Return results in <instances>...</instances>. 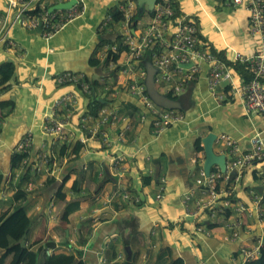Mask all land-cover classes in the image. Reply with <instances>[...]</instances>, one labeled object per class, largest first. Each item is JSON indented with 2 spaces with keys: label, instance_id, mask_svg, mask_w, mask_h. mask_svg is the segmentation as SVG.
<instances>
[{
  "label": "crops",
  "instance_id": "0c3cea01",
  "mask_svg": "<svg viewBox=\"0 0 264 264\" xmlns=\"http://www.w3.org/2000/svg\"><path fill=\"white\" fill-rule=\"evenodd\" d=\"M66 1L41 3L49 11ZM78 1L81 16L46 40L39 28L14 24L7 0H0V65H14L13 78L0 87V218L19 203L27 216L36 215L23 244L25 251L39 249L37 264L68 255L84 264H155L164 251L166 264L175 260L243 264L244 253L264 243V218L254 200L264 193V184L255 170L246 169L240 178L229 172L227 181L221 182L224 194L219 202L229 209L225 214L223 210L213 217L201 215L194 197L189 205L183 199L198 193L196 180L203 171L204 153L196 151L197 139L202 147L201 139L209 133L217 138L226 135L244 153L250 149L253 133L264 128L261 116L245 113L238 92L242 80L227 66L242 64L235 60L236 54L249 57L261 47L250 34L246 4L175 0L177 18L194 21L200 45L223 58L233 82L210 91L209 66L200 63L199 71L175 94L156 75V90L176 96L182 115L180 122L160 130L152 110L133 94L134 88L145 90L147 68L155 67V57L145 53L136 61L127 48L111 51L126 41L125 30L137 42L152 16L144 12L135 25L124 19L103 26L107 16L117 13L134 17L137 0L133 7L126 0ZM173 34L172 28L160 51H167ZM190 67L182 66V76L191 74ZM64 73L95 83L94 92L83 94L75 87L59 86L55 78ZM66 94L77 99L69 113L53 108L54 101ZM94 99L102 105L96 117L88 114ZM156 108V113L163 110ZM45 115L56 121L68 119L65 142L44 134ZM27 133L32 134L28 160L35 147L36 162L13 169L17 146ZM62 146L66 147L63 157ZM213 151L221 154L224 149L215 141ZM41 153L49 156L48 172L33 170ZM115 159L121 160L118 168ZM144 179L149 180L147 185ZM76 181L77 190L72 191ZM18 188L26 193L23 202L13 201ZM59 191L64 199H58ZM72 201H78L79 209L63 223L64 208ZM47 250L51 260L46 259Z\"/></svg>",
  "mask_w": 264,
  "mask_h": 264
},
{
  "label": "built area",
  "instance_id": "2783aa9c",
  "mask_svg": "<svg viewBox=\"0 0 264 264\" xmlns=\"http://www.w3.org/2000/svg\"><path fill=\"white\" fill-rule=\"evenodd\" d=\"M41 2L42 0H7V10L11 13L14 24H18L25 29L39 28L42 37L46 40L62 31L69 23L82 14L79 1L70 9L56 10L51 13ZM232 2L235 5L246 4L245 7L249 14L250 34L261 44L260 49L256 53L249 57L236 54L235 60L246 65L251 75L247 83L242 82L240 84L238 91L242 98L244 111L246 114L261 116L264 123V0H232ZM126 4L128 7L134 6L133 0H126ZM175 8V0H157L153 9L154 15L151 17L150 23L144 28L138 41L130 40V35L125 30L126 41L122 42V46L129 50L131 57L136 61L150 47L157 46L156 51L150 53V57H155L154 66L158 70L157 75L161 85H166L175 94L180 92V86L186 80L191 79L199 71L200 63H206L209 66L207 83L210 91H214L221 85H231L233 78L230 69L215 54L200 45L197 37V26L192 19L182 17L173 19ZM124 18L128 21L133 17L127 15ZM112 22V17L107 16L103 26H108ZM172 28L174 29V34L171 43L167 45V51L164 53L160 51V48L166 42V35ZM111 51L118 53L116 46L111 47ZM186 64H192V67L188 70L191 74L182 76V66ZM55 81L59 86L75 87L83 94L90 95L89 85L80 76L64 73L58 75ZM133 94L139 96L143 104L152 110L156 117L154 125L158 129H165L167 126L181 121L182 115L177 110H158L160 112L156 113L155 109L157 108L145 94L144 88H134ZM76 100L74 95H63L54 101L53 108H63L69 113L76 107ZM67 120L66 118L56 121L51 116L45 115L42 125L44 134L65 142L68 135V130L66 129ZM216 142L224 149L221 154L228 158L226 172L222 173L218 167L213 166L210 175L206 177L202 171L196 180L197 195L194 193L184 196L183 199L184 204L187 205L194 197L197 213L201 215L206 213L211 217L217 213H222L228 207L226 204L219 202V197L224 194L219 188L222 181H227L229 172L240 178L246 169L252 168L255 173L257 171L260 182L264 184V128L253 133L249 139L250 149L244 153L239 151L237 144L229 136L220 135L216 138ZM104 143H108L107 137L104 139ZM31 147L32 134L27 133L17 146V153L27 156L23 160V165H28ZM120 161V159L113 160L114 167L118 168ZM49 168V156L46 153L39 154L38 162L33 170L48 172ZM160 197L159 194L156 198L159 199ZM254 200L255 204L257 202L258 210H260L261 197H257L256 200L255 196ZM259 215L261 216L260 211ZM45 252L48 257H51V251L47 250ZM258 255L259 249L246 251L244 253V262L254 260Z\"/></svg>",
  "mask_w": 264,
  "mask_h": 264
},
{
  "label": "trees",
  "instance_id": "16d2710c",
  "mask_svg": "<svg viewBox=\"0 0 264 264\" xmlns=\"http://www.w3.org/2000/svg\"><path fill=\"white\" fill-rule=\"evenodd\" d=\"M151 16L154 15V12H149ZM180 14L177 9V4L175 8V14L173 16V19L178 17ZM140 14L136 13L134 17L129 21L130 23L136 24L138 19L140 18ZM113 21L119 22L124 20V16L121 13H117L112 16ZM168 37V34L166 35ZM197 37H199L197 35ZM170 40H172V37H169ZM121 44L118 45V52L122 49H126V47L121 46ZM157 49V46L150 47L146 53L151 55L150 53L155 52ZM211 52L215 54L219 59L223 61V58L216 53L213 49H211ZM116 56V55H115ZM113 56V61H116V58ZM228 67L233 68L234 71L237 72V74L240 76L243 83H247L251 75L249 74L246 65H242L239 63H234L229 65L227 63ZM14 76V65L12 62H7L2 65H0V87L7 86L8 83L11 81V79ZM86 81V80H85ZM86 83L89 85L90 93L94 92L95 90V83L86 81ZM4 87V88H5ZM168 98L172 100H176L177 97L172 95V93L167 94ZM102 105L99 101L94 99L92 101V105L90 106L89 113L90 116L96 117L98 114V111L101 109ZM162 109V108H161ZM65 146H62L60 149V156L63 157L65 155ZM195 148L197 152L202 151V147L200 146V140L197 139L195 142ZM75 153L78 152L77 149L74 150ZM26 155H18L16 154L13 159V169H16L19 167L20 164H22L23 160L26 159ZM26 166V165H25ZM257 174V171H256ZM27 175V173H26ZM25 175V176H26ZM24 176V178H26ZM258 176V175H257ZM24 178H21V181L24 180ZM149 183V180L144 179V184L147 185ZM78 187V182H74L73 186L71 187L72 191H76ZM261 210H262V216L264 218V193L261 195ZM57 197L59 200L64 199V195L61 193V191L58 192ZM13 201L14 202H23L26 198V193L21 189L18 188L17 191L13 195ZM229 199V197H228ZM79 209V203L78 201H72L67 203V205L64 208L63 215L61 217V220L63 223H66L68 221V216L74 212H76ZM229 209H224L225 212H228ZM36 215L27 216L24 210V206L19 203L18 206L14 207L9 213L4 215L0 218V251L2 252V255L0 256V264H37V258L39 254V249H29L28 251H25V247L23 244V239L26 236L33 220L35 219ZM167 252H163L157 257L155 264H166L167 262ZM50 257L46 258L47 260ZM9 259V262H6V260ZM42 264H84L80 259L75 258L72 255L59 257L56 259H53L52 261H44ZM171 264H182L181 260H175ZM243 264H264V243L259 248V255L254 260L245 261Z\"/></svg>",
  "mask_w": 264,
  "mask_h": 264
},
{
  "label": "water",
  "instance_id": "95a60500",
  "mask_svg": "<svg viewBox=\"0 0 264 264\" xmlns=\"http://www.w3.org/2000/svg\"><path fill=\"white\" fill-rule=\"evenodd\" d=\"M78 0H69L64 3H58L52 6L49 9V13L54 12L56 10H67L70 9L77 3ZM157 0H137V9L138 13L142 15L144 12H151L156 5ZM158 70L149 64L147 68V74L144 81L145 90L149 100L159 108L165 110H179L180 104L177 100H172L168 98L167 95H163L159 93L155 88V79ZM217 135L215 133H209L206 137L201 139L203 153H204V162L202 165V170L206 177L209 176L213 166L218 167V169L222 172H226V157L222 154H216L213 151V144L216 141ZM16 147V146H15ZM37 149L34 147V150L31 155V159L28 162V165L35 163L36 160L34 156H36ZM234 175L233 173H231ZM126 253H130L128 247L125 248ZM129 259V257H127Z\"/></svg>",
  "mask_w": 264,
  "mask_h": 264
},
{
  "label": "rangeland",
  "instance_id": "374dc122",
  "mask_svg": "<svg viewBox=\"0 0 264 264\" xmlns=\"http://www.w3.org/2000/svg\"><path fill=\"white\" fill-rule=\"evenodd\" d=\"M151 12H152V11H151ZM124 19H125V18H124ZM125 20H126V19H125ZM128 21H129V20H128ZM128 21H127V22H128ZM179 113H180V112H179ZM17 154L20 155L19 153H17ZM22 164H23V162H22ZM22 164H20L19 167H20ZM32 165H33V164H32ZM50 166H52V165H50ZM12 180H13V179H12ZM24 203H25V202H24Z\"/></svg>",
  "mask_w": 264,
  "mask_h": 264
},
{
  "label": "bare ground",
  "instance_id": "6f19581e",
  "mask_svg": "<svg viewBox=\"0 0 264 264\" xmlns=\"http://www.w3.org/2000/svg\"><path fill=\"white\" fill-rule=\"evenodd\" d=\"M148 97V96H147ZM163 110H165V109H163ZM212 171V170H211ZM210 175V174H209Z\"/></svg>",
  "mask_w": 264,
  "mask_h": 264
}]
</instances>
